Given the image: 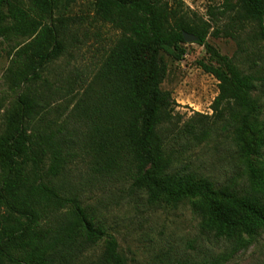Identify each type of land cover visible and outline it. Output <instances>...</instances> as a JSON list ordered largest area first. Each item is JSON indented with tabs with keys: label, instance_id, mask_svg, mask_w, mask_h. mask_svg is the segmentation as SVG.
Instances as JSON below:
<instances>
[{
	"label": "trees",
	"instance_id": "obj_1",
	"mask_svg": "<svg viewBox=\"0 0 264 264\" xmlns=\"http://www.w3.org/2000/svg\"><path fill=\"white\" fill-rule=\"evenodd\" d=\"M68 1L0 0V38H28L14 50L7 69L12 85L23 89L0 134V264H77L99 243V255L87 264H128L116 237L59 180L71 151L55 132L42 130L37 118L42 105L33 84L65 50V17L54 15L59 3ZM180 6L179 0H93L95 16L118 36L96 74L100 92L86 107L88 146L100 172L125 168L130 185L142 190L148 203H189L201 231L239 249L264 230V123L256 93L264 74L245 72L220 55L206 43L209 24L186 20ZM232 20L252 25L264 39V0H237ZM182 31L194 34L216 64L198 63L218 81L214 114L224 108L231 113L234 142L247 168L245 191L171 170L166 129L173 125V107L170 93L160 87L167 70L160 53L180 59ZM208 129L201 121H186L176 137L202 141Z\"/></svg>",
	"mask_w": 264,
	"mask_h": 264
},
{
	"label": "rangeland",
	"instance_id": "obj_2",
	"mask_svg": "<svg viewBox=\"0 0 264 264\" xmlns=\"http://www.w3.org/2000/svg\"><path fill=\"white\" fill-rule=\"evenodd\" d=\"M179 1L186 20L209 24L208 45L233 58L243 71L264 74V39L254 34L252 25L232 20L237 0ZM59 14L65 17V50L44 67L32 91L42 105L37 117L42 130L55 132L71 151L59 180L76 192L84 206L93 209L94 219L116 237L128 264H169L180 259L264 264V230H259L246 247L235 249L231 242L201 231L189 203H148L145 193L130 185L125 168L107 173L97 169L88 146L87 108L100 92L96 74L118 31L95 16L93 0H69L66 6L59 3L54 16ZM27 41L26 37L0 38V134L23 89L12 85L7 69L14 50ZM182 47L185 52L178 60L168 52L160 53L167 65L160 87L170 93L173 107V125L166 129L168 149L173 152L171 170L191 172L210 178L218 186L245 191L247 168L234 142L231 113L224 108L220 116L214 114L211 104L218 93V81L198 63L216 64L205 45L193 41L184 42ZM260 84L258 81L256 93L264 123V85ZM186 121L206 123L208 136L202 141L188 135L177 138L178 127ZM100 251L101 243L89 247L77 264H87Z\"/></svg>",
	"mask_w": 264,
	"mask_h": 264
},
{
	"label": "water",
	"instance_id": "obj_3",
	"mask_svg": "<svg viewBox=\"0 0 264 264\" xmlns=\"http://www.w3.org/2000/svg\"><path fill=\"white\" fill-rule=\"evenodd\" d=\"M182 36L185 42H193L196 41L197 39V37L194 34L189 33L187 31H182Z\"/></svg>",
	"mask_w": 264,
	"mask_h": 264
}]
</instances>
